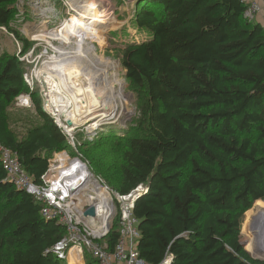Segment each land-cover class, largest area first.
<instances>
[{"label": "trees", "instance_id": "trees-1", "mask_svg": "<svg viewBox=\"0 0 264 264\" xmlns=\"http://www.w3.org/2000/svg\"><path fill=\"white\" fill-rule=\"evenodd\" d=\"M16 1L0 0V28L12 31ZM245 10L241 0H139L134 23L148 38L123 55L144 93L136 135L79 146L119 193L147 188L135 216L148 264H264L241 241L245 214L264 201V26ZM23 65L0 56V144L41 184L52 156L70 146L38 98L41 125L21 138L10 129L7 111L33 95ZM65 234L0 162V264H64L53 248ZM107 242H119L117 225Z\"/></svg>", "mask_w": 264, "mask_h": 264}, {"label": "rangeland", "instance_id": "rangeland-1", "mask_svg": "<svg viewBox=\"0 0 264 264\" xmlns=\"http://www.w3.org/2000/svg\"><path fill=\"white\" fill-rule=\"evenodd\" d=\"M138 2L139 0H111L113 9L109 18L113 21H104L105 24L102 25L104 27L97 36L81 38L79 34L65 36L62 32L64 23L73 24V21L77 20L87 26L93 25L91 21H97L94 20L95 16L93 17L92 13L95 10L97 15L102 14L104 12L102 7V11L96 8H91L93 10L91 11L88 10L90 7L87 9L84 7V3H76L72 0L16 1L14 5L16 15L10 24L12 31L0 28V56L8 54L21 59L24 64L25 81L33 93L32 96L27 95L28 103L16 100L7 111L9 127L19 138L42 123L34 98L41 100L43 111L50 116L45 109L44 95L49 94L52 87L49 88L50 86L43 80L44 77L40 78L38 73L45 66H53L62 57H71L90 69H105L107 71L105 78L114 87L113 111H115L97 127H93L92 123L81 124L75 134L78 149L80 145L99 143L101 137H111L114 134L136 135L135 129L141 118L140 103L144 93L134 88L128 80L123 55L128 43L140 42L148 38V35L139 31L134 23ZM259 21H263L262 18ZM29 45L30 50L25 52ZM103 143L108 149L114 146L113 141L110 140H105ZM260 210H264V201H257L245 214L241 233L245 250L258 262L264 258L257 256L258 250L255 247L258 240L264 239V235L258 236L255 232V230H264V211L260 212ZM249 218L251 226L250 230H246L245 223ZM254 218L257 220L252 221ZM86 264L96 263L86 256Z\"/></svg>", "mask_w": 264, "mask_h": 264}, {"label": "built area", "instance_id": "built-area-1", "mask_svg": "<svg viewBox=\"0 0 264 264\" xmlns=\"http://www.w3.org/2000/svg\"><path fill=\"white\" fill-rule=\"evenodd\" d=\"M103 1L98 0L101 6L96 10L102 11ZM110 1L105 2L109 9H113ZM241 3L246 7L244 17L249 22L264 17V0H241ZM50 93L44 95L45 109L49 114ZM28 98L23 95L17 100L26 104ZM50 116L65 135L70 149L52 156L41 184H36L28 175L17 154L2 144L0 162L8 181L17 190L33 196L41 206L43 218L65 229L64 238L53 248L56 259L64 264H86L88 254L98 264H148L139 252L141 231L135 216L136 203L147 188L140 185L125 195L113 189L80 153L75 141L79 129L69 133L55 115ZM92 198L97 200L95 205L91 203ZM92 207L96 216L86 218L85 213ZM115 225L119 242L111 249L107 238ZM259 252L258 256L264 257V248L258 249ZM260 261L264 262V258ZM170 263L171 258H168L163 264Z\"/></svg>", "mask_w": 264, "mask_h": 264}, {"label": "bare ground", "instance_id": "bare-ground-1", "mask_svg": "<svg viewBox=\"0 0 264 264\" xmlns=\"http://www.w3.org/2000/svg\"><path fill=\"white\" fill-rule=\"evenodd\" d=\"M72 1L84 3L85 6H83L86 9L90 7L88 10L91 11H93L91 8L95 9L101 6L98 0ZM105 1H103L102 8L104 12L102 14L97 15L95 10L92 13L95 19L92 18L97 22L90 20L93 25L89 26L77 20L73 21V24L65 22L62 29L64 35L68 37L79 34L81 38L97 36L98 32L104 27H102L105 24L104 21H113L109 18L111 9L108 8ZM106 74L105 69H90L77 63L71 57H62L53 66H45L38 73L40 78H45L43 80L50 86L49 88L52 87V91L50 90L51 97L48 100L50 114L55 115L69 133H75L84 123H92L93 127H97L99 123L115 111H113L115 106L114 87L105 78ZM69 122L72 124L71 126L68 125ZM74 125H76L75 128ZM263 211L260 210V212ZM249 220L250 218L245 223L246 230H250ZM256 220L254 218L252 221ZM255 232L258 236L264 235V230H255ZM255 245L256 250L264 248V239L258 240ZM256 254L259 255L258 251Z\"/></svg>", "mask_w": 264, "mask_h": 264}, {"label": "water", "instance_id": "water-1", "mask_svg": "<svg viewBox=\"0 0 264 264\" xmlns=\"http://www.w3.org/2000/svg\"><path fill=\"white\" fill-rule=\"evenodd\" d=\"M69 126H71L72 124L69 122L68 123ZM23 192V191H22ZM91 203L93 205H95L97 203V200L95 198L91 199ZM96 216V210L94 207H92L91 209H89L86 213H85V217L86 218H91V217H95ZM244 246V245H243Z\"/></svg>", "mask_w": 264, "mask_h": 264}, {"label": "crops", "instance_id": "crops-1", "mask_svg": "<svg viewBox=\"0 0 264 264\" xmlns=\"http://www.w3.org/2000/svg\"><path fill=\"white\" fill-rule=\"evenodd\" d=\"M262 20L263 21H258V22L261 23V24H263V26H264V17H262Z\"/></svg>", "mask_w": 264, "mask_h": 264}]
</instances>
